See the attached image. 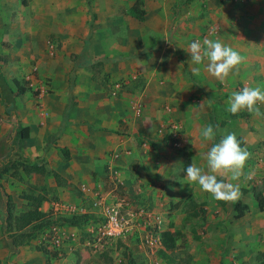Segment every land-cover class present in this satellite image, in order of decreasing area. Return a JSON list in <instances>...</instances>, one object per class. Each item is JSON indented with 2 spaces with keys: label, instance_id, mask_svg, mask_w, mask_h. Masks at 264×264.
Returning <instances> with one entry per match:
<instances>
[{
  "label": "crops",
  "instance_id": "0c3cea01",
  "mask_svg": "<svg viewBox=\"0 0 264 264\" xmlns=\"http://www.w3.org/2000/svg\"><path fill=\"white\" fill-rule=\"evenodd\" d=\"M151 1L143 0V4L148 7L146 5H150ZM234 1L235 3L225 1L222 4L225 14L221 21L222 26L228 25L231 28L229 22L232 17L238 20L235 31L238 28L242 34V41L239 43L245 45L242 48L249 68L248 72L255 79H261V75L264 76V0ZM89 2L88 0H0V48L4 41L8 43L7 50L0 51V54H5L8 58L7 63L2 65L4 76L6 69L14 73L19 69L14 61L18 54L21 55V65L25 64L24 59L37 58L40 74L51 77L48 85L50 90L46 93L42 87H39V91H35L37 95L35 96V93L31 99L28 95L24 96L26 92L16 97L15 115L6 114L5 107L0 101L1 162H3V153L6 161L13 159L17 153L31 159L43 156L48 162L49 168H47L49 170L55 168L53 170L66 181L69 188L72 183L77 182L78 189L81 183H86L90 187L103 189L106 192L112 186L109 179L111 173L115 172L118 194L128 201L130 197L126 196L127 194H133L135 199L143 197L145 202L158 205L162 202L171 204L180 200L183 203L178 208L184 209L183 199L189 198L188 200L197 202L199 206L194 207L193 210L186 208L185 218L200 219L201 206L206 210L205 221L202 222L200 219L203 227L206 224L219 225L218 228L224 225L228 233H231L229 227H235L231 221L240 220L248 224L242 236H227L215 230L209 236H197L195 242L194 236L177 237L175 249L168 251V259L156 254L155 260L157 259L161 264L169 258L174 264H241L249 263L251 260H255L254 264L264 263V236H255L260 229H264V209L260 211L258 208L254 215H251L249 214L251 207L248 205L249 211L243 217L234 219L235 202L222 204L221 201L201 191L198 185H187L185 172L182 169L185 161L199 167L206 166L203 154L211 143H202L199 131L207 125L205 121L209 116L201 114L203 123L196 125L198 123L196 117L191 115L189 120L193 124L188 126L186 123L185 130L183 123H180L183 128L180 148H172L166 144L164 146L161 142L162 137L157 133L159 124L167 115L175 118L172 111L168 113L164 108H160L161 103L168 101V104L175 108L177 97L182 99L186 95V87L190 89L192 85L191 81L184 78L179 68L178 56L173 55V50L183 51V48L189 46L188 42L181 41V34L185 36V33L194 31L190 28L188 20L184 18L186 14L171 16L166 8L159 9L160 5L155 3L150 5L151 11H146L143 5L146 13L141 20L143 21L141 30L151 35L144 41L142 47L157 45L169 31L171 33L173 31L175 41L169 44L167 39L165 42H160L157 58L142 54L140 57L127 59L114 48H121L116 42L119 33L134 31L130 26L124 28L123 25H134V20L137 19L130 11L134 0H127L124 2L125 5L123 4L124 9L129 13L127 19L121 11V0H91L90 4ZM94 15L97 17L95 26L90 24V17ZM228 15L230 20H227ZM174 17L176 19L172 22ZM228 27L226 26V32L231 36L230 39L239 41L238 37L229 35ZM47 37L58 41L59 46H55L54 54L58 53L54 59L50 58L52 55H44L39 51L45 46ZM226 42L224 44L228 46ZM184 52L188 53L185 50ZM71 55L75 59L70 60ZM97 65L102 71L100 74L95 72ZM136 71L145 73L144 82L136 93L133 95L128 93L121 98L106 94L103 73H109V81L113 85L118 82L116 81L118 78L127 80L136 78ZM17 77V74H14L13 78ZM191 91L195 93V90L190 89L189 92ZM168 94L172 99L167 100ZM23 97L25 103L21 104L20 99ZM137 105L140 106L139 114L135 109ZM22 127H28L29 133L26 138L20 139ZM149 132H152L153 137L149 140L144 139V134ZM63 148H67L69 152L65 160L60 156L61 153L64 154ZM192 149L193 153H191ZM116 151L121 152L118 157L114 156ZM245 171L244 167L242 173ZM242 176L238 180L242 179ZM181 183H184L183 187ZM255 183L254 188L256 187L264 195V185L259 186L262 182ZM61 186H57V189L65 188ZM242 188H246V193H249L250 188L247 186ZM63 190L69 191L62 189L60 192ZM241 196L242 193L240 198L243 199ZM51 201L47 198L43 200L40 210L47 213ZM66 201L81 203L82 198L79 202ZM205 201L207 206L203 204ZM129 203L134 208L139 207ZM150 211L155 212V210ZM3 212V204L0 201V228H2ZM191 212L195 216H191L189 214ZM173 216L174 213L171 218ZM59 226L63 231L62 247L67 253L60 261L61 264H77V262L84 264L95 257V253L90 251V248H86L85 240L78 241L76 236L78 225L59 224ZM171 226L168 224L160 231L165 229L176 231ZM1 232L3 233L2 229ZM186 238L189 247H177L181 239ZM132 240L133 237H128L119 240L116 244L122 241L130 247ZM30 242L36 243L35 240ZM137 247L139 253L148 257V264H153L155 260L149 259L151 255L148 250L146 249V254L142 245L143 249L138 245ZM73 248L76 251H73ZM44 257L43 252L28 245H22L15 252H11L7 238L0 233V264H6L5 261L9 264L11 261L13 264H45ZM90 263L96 264L93 260ZM118 264H122L121 259Z\"/></svg>",
  "mask_w": 264,
  "mask_h": 264
},
{
  "label": "rangeland",
  "instance_id": "374dc122",
  "mask_svg": "<svg viewBox=\"0 0 264 264\" xmlns=\"http://www.w3.org/2000/svg\"><path fill=\"white\" fill-rule=\"evenodd\" d=\"M91 2V0H88V2ZM225 1H232L233 0H152L150 5L157 4L159 6V9H167L168 14L175 15H184L185 19L188 20V23L190 24V28H193L194 31L191 33H185V36L181 34L182 42H188L190 45L193 41H203L206 37L209 39L217 40L219 39L223 43L227 41L228 46H231L234 50L239 51V53L244 57L243 55V48L241 42V32L238 30L235 31V26L238 24V20L236 21L235 17H232L231 21L229 22V25L231 28L228 27V25L222 26V20L225 14H223V3ZM89 2V4H90ZM124 2H127V0H121L120 6L121 11L125 14V18L127 19L129 13L128 10L124 9L123 4ZM144 5V4H143ZM149 4H147L144 8L146 11H151L149 7H151ZM153 9V8H152ZM158 10V9H157ZM91 12V10H89ZM95 16V17H94ZM91 16V22L90 24L95 26V20H97L96 15ZM176 19V17L173 18L172 22ZM227 20H230V15H228ZM228 23V22H227ZM143 21L141 20H134V25L132 24H123L126 28L127 26H130L131 29H133V32H121L118 34V38L116 42L120 45V49L114 48L115 51H119L120 55L127 59H134L136 57H140L142 54L151 55L153 58H157L159 56V47L160 42H165L167 39V44L170 42H174L173 40V31L167 32L164 34L165 38L161 39L157 45H152L151 47H142V44L144 41L148 39V37L151 34L143 33L141 30ZM226 26L228 27V33L229 35H233L238 37L239 41H233L231 36L227 35ZM226 33V34H225ZM107 35L111 36V34L107 33ZM230 39V40H228ZM49 40L48 37L46 39ZM56 45H58V41L54 40ZM235 42V43H234ZM236 44V45H235ZM59 46V45H58ZM243 46V48H242ZM8 47V43L4 41L2 43V47L0 48V51H6ZM189 47V46H188ZM26 51H29L28 49ZM39 51H41L44 55L49 56V50L47 47V42L45 43V46L43 48H40ZM58 53V52H57ZM52 54L50 57L51 59H54L56 54ZM30 54V51H29ZM173 55H177L180 61L179 68L182 70L184 78L187 81H191V90H195L192 92H189V88L186 87V95L182 99L178 96L177 97V103L175 104V108L172 107L170 104H168V101H164L161 103L160 108H164L165 110L172 111L173 115L175 116V119L179 123H183V128L185 130V126H192V121L189 120L190 116L193 115L196 117V125L199 123H203V119L201 117V114L204 116H209V118H206L207 124L213 123V127L215 128L216 125H219V128L216 129L217 135H216V141L218 142L223 136L235 133L237 139L241 142V146L244 147L249 152V158L246 161L245 169L246 171L242 173V179L231 181L234 184H238L240 188L243 186H247L250 188L248 191L249 193L246 194L242 193L243 199H241L243 202L247 203L251 209L249 211V214L254 215L256 210H258L257 203L252 195V189L256 185L255 182L261 181L262 183H259V186L264 185V116H255L251 113H248L246 110L241 111L239 115L233 116L229 111H227L228 108V99L231 96V93L233 91H239L244 86H250V87H260L262 91H264V76L261 79H255L253 75L248 72L249 68L246 65V59L245 62L240 65L238 73L235 75L230 74L229 77L226 79L224 83H221L219 80L211 76L207 73L205 69V64L201 65H193L191 62L190 54H185L184 50H173ZM28 55H26L27 57ZM21 55H16V58L14 61L16 62V66L19 67V69L14 73V71H9L6 69L4 71L5 76L7 79H11L14 77V74H17V78L23 82H27V85L31 87L30 91L26 92L24 96L34 97L35 90H38V87L43 86L44 91H49L50 88L48 87L50 83L49 76L41 75L39 72V67L37 64V58H28L25 60V64L21 65ZM75 59L73 55L69 58ZM131 61V60H130ZM133 61V60H132ZM64 65V63H63ZM193 67H199L200 73L198 75L193 74L192 68ZM26 69V70H25ZM96 69V68H95ZM99 70V71H98ZM95 72H98L99 74L102 72L99 69V65H97V69ZM136 78L132 79L129 78H118L116 81L121 84L120 90L116 93V95L111 94L112 90V82L109 81V73H103V83L105 87V92L108 96H114L121 98L123 96L133 95L140 89L144 82L145 73L136 71L135 72ZM159 75V74H158ZM28 76V77H27ZM131 93V94H130ZM189 94V95H188ZM37 94H35L36 96ZM169 95V94H168ZM175 98V96L173 97ZM172 99L171 96H167V100ZM24 97L20 99V103L23 104ZM39 104V103H37ZM167 106V107H166ZM258 107H260L261 112L264 113V104H258ZM177 108V111H176ZM23 109V108H22ZM187 123V125H186ZM156 128V127H155ZM182 128V130H183ZM144 139H150L153 137L152 132L144 134ZM161 142H163L164 146L165 144L169 146V142L167 141V138H162ZM212 145L209 146V148ZM171 147V146H170ZM173 148V147H172ZM176 151V150H174ZM194 150L192 149L193 153ZM2 154V153H1ZM0 154V156H1ZM19 154V153H17ZM62 159L65 158L64 154H60ZM3 162H5V153L2 155ZM15 157V156H14ZM2 160H0L1 163ZM6 165L12 163V159L5 162ZM48 164L46 160V165ZM189 165L188 161H185V165L182 168L183 171L186 169V167ZM48 167V166H47ZM49 168V167H48ZM55 170V168H52V170ZM185 172V171H184ZM183 174V173H182ZM251 175V178H247ZM184 175V174H183ZM219 179V177H218ZM61 186L63 184H57L52 177L51 174L47 175H26L21 170L14 171L13 168H9L2 172V175L0 177V189L4 193L10 194L12 197V200L15 204L14 206V212L17 213L27 207L26 201L21 198V195L24 192H42L46 195V198L49 200H55L58 198H63L66 200H75L78 201L81 200V192L78 189V183H72L69 186L65 183V188H59L62 189H69L63 190L60 192V190L57 189V186ZM61 186V187H64ZM258 186V185H257ZM256 188V187H255ZM246 189V188H245ZM68 191V192H67ZM251 191V192H250ZM71 197H67V196ZM130 197L129 202L134 204L133 206H142L147 208L148 210H155L158 214H160L163 223L160 227L162 230L163 227H167L168 224L172 225L171 227L174 228L177 232H179L178 237L182 236H194V242L197 240V236H209L211 232L218 230L221 234H227V236H242V232L244 231L245 226L248 224H244L243 221L240 220H234L231 221V224H235V227H229L231 230V233H228V230L226 226H222L221 228H218L219 225H213V224H206L205 227H203V223H201L200 219H197L195 217L187 219L185 218L184 212L186 213V208H189V202L191 200H188L189 198L183 199L184 201V209L178 208L176 210H171L170 203L169 202H162V204L158 205L155 203H149L145 202V198L138 199L134 197L133 194L126 195ZM77 200H76V199ZM208 200V199H207ZM204 205H208L207 201L203 203ZM202 204V205H203ZM232 204V202H231ZM249 207V208H250ZM234 212V211H233ZM174 213V216L171 218V215ZM165 221H164V219ZM165 222V224H164ZM44 227L42 230H40L36 237L31 239L35 240L36 243L33 244L30 241L25 244L28 245L30 248L39 250L45 254V264H53L55 261V264H61L60 261H62V258L64 259L67 255L66 251L61 247V254L58 255L56 252L50 251L48 252L45 250L41 243V234L48 228ZM2 236H5V233L1 232ZM3 231V230H2ZM77 239L78 241L84 242L86 238H88V232L86 231L85 222L83 224L78 225L77 229ZM255 236H264V229H260V231L257 232V235ZM186 239H181V243H179L180 248H188L189 242ZM131 246L127 247L122 241L116 244V246H112L111 248L107 249L105 252L97 253L94 252L93 258L89 259L88 264H91L90 262L93 260L96 264H118L119 259L122 260V264H148L147 259L148 257L146 255H143L139 253V249L137 247L143 244L138 238L133 237V240L131 241ZM32 244V246H30ZM86 246V245H85ZM144 247V246H143ZM143 247H141L143 249ZM28 248V247H26ZM86 248L89 249L88 246ZM129 248V249H128ZM160 249V248H159ZM155 254H150L151 258L149 259L151 261L155 260L156 254L159 255L158 251ZM90 250V249H89ZM146 254L147 250L144 247L143 249ZM73 251H76L73 248ZM91 251V250H90ZM175 254V253H174ZM8 259V257H7ZM6 259V260H7ZM10 259V258H9ZM12 259V258H11ZM76 260V257L74 258ZM16 262V261H15ZM77 262V261H76ZM86 262V263H87ZM150 262V261H149ZM255 260H251L249 263L242 262L241 264H254ZM1 263V262H0ZM6 264H9V262H6ZM84 263V264H86ZM11 264L13 262L11 261ZM78 264V262H77ZM161 264V263H160ZM163 264H174L171 263L170 258ZM182 264V263H181ZM257 264H264L263 262H259Z\"/></svg>",
  "mask_w": 264,
  "mask_h": 264
},
{
  "label": "built area",
  "instance_id": "2783aa9c",
  "mask_svg": "<svg viewBox=\"0 0 264 264\" xmlns=\"http://www.w3.org/2000/svg\"><path fill=\"white\" fill-rule=\"evenodd\" d=\"M55 46L56 44L52 39L47 41L50 55L54 54ZM120 86V83L115 82L112 85L111 93L116 95L120 90ZM40 87L44 91L45 87ZM35 91H39V87ZM135 109L139 114L140 106L137 105ZM167 112L169 113V110ZM157 133L162 138H167L171 147H182V126L171 115H167L162 120ZM120 154V151H116L114 156L118 157ZM109 179L112 184V186L110 184L111 188L109 191L106 192L103 189H96L86 183H81L79 186L82 195L81 203H73L58 198L50 202L47 213L53 217L93 214L95 218L85 222L86 231L88 232L85 244L93 252L102 253L119 240L135 237L141 241L149 254H155L159 248H162L160 235L162 218L159 214L145 207L134 208L130 206L128 199L118 194L115 172L111 173V178ZM63 239V231L58 223H54L43 232L40 241L45 250L48 252L53 251L60 255ZM153 264L160 263L156 259Z\"/></svg>",
  "mask_w": 264,
  "mask_h": 264
},
{
  "label": "clouds",
  "instance_id": "9594fccd",
  "mask_svg": "<svg viewBox=\"0 0 264 264\" xmlns=\"http://www.w3.org/2000/svg\"><path fill=\"white\" fill-rule=\"evenodd\" d=\"M183 49L190 54L193 65L205 64L207 73L221 83H224L230 74L238 73L240 65L245 62V57L239 51L219 39L206 37L202 42L193 41L188 48ZM192 72L198 75L200 68L193 67ZM227 103V111L233 115L246 110L255 116H264L258 107V104H264V91L260 87L246 85L239 91H233ZM218 128L219 125L214 128L213 125L207 124L200 129L201 142L211 143L212 146L203 154L205 167L190 163L184 169L187 185H198L201 191L218 201L236 202L241 195L240 186L231 181L241 177L250 154L241 146L235 133L227 134L215 142ZM247 178L250 179L251 175ZM183 186L184 183H181V187Z\"/></svg>",
  "mask_w": 264,
  "mask_h": 264
},
{
  "label": "trees",
  "instance_id": "16d2710c",
  "mask_svg": "<svg viewBox=\"0 0 264 264\" xmlns=\"http://www.w3.org/2000/svg\"><path fill=\"white\" fill-rule=\"evenodd\" d=\"M132 14L139 20L144 18L146 13L143 8V0H134L133 5L130 8ZM8 58L5 54H0V101L5 107V113L8 115H15V99L17 96L30 91L31 87L27 85V82H23L17 78H12L9 81L3 74L2 65L6 64ZM37 94V92H34ZM233 115V114H232ZM239 115V113L237 114ZM235 116V115H233ZM213 125V123H212ZM28 127H22L20 129L19 138L23 139L28 136ZM62 151L65 154V158H68L69 152L67 148H63ZM13 168L14 171L21 170L26 175L40 174L47 175L51 174L57 184H65L66 181L54 170H49L46 165V161L43 156H37L31 159L28 156L22 154H16L12 159V163L6 165L5 162L0 163V177L2 172ZM247 190L241 188V192L245 193ZM253 197L256 200L257 206L260 211L264 209V195L260 190L252 188ZM26 203L27 207L17 213L14 212V202L12 197L8 193L2 192L0 189V201L3 204V222L2 230L5 233L11 252H15L17 248L27 244L31 239L36 237V234L44 227L50 226L51 224H68V225H80L87 222L91 218H95L93 214L86 213L80 215H73L69 217H53L50 214L40 210V205L43 200L46 199V195L42 192H24L21 195ZM182 201L171 203V210L180 207ZM189 208L193 210L194 207L199 206L197 202L190 201ZM225 204L224 201H221ZM188 208V209H189ZM200 219L205 221L206 210L200 206ZM249 211L247 203L238 199L234 203V219H239ZM191 216H195L193 212L189 213ZM189 219V218H187ZM179 232L165 229L160 232L162 248L159 249L158 253L163 259H168V251L175 249L176 240ZM105 252V251H104Z\"/></svg>",
  "mask_w": 264,
  "mask_h": 264
}]
</instances>
